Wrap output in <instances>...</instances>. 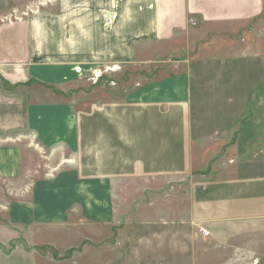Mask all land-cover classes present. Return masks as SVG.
Listing matches in <instances>:
<instances>
[{
  "label": "rangeland",
  "instance_id": "374dc122",
  "mask_svg": "<svg viewBox=\"0 0 264 264\" xmlns=\"http://www.w3.org/2000/svg\"><path fill=\"white\" fill-rule=\"evenodd\" d=\"M217 1L222 17L215 15L218 5L194 0L186 27L132 46V60L100 68L101 77L91 70L86 89L69 93L76 109L85 110L123 102L140 85L189 79L190 109L177 116L178 132L190 134L189 165L181 156L178 176L121 180L112 188L114 216H40L13 223L3 207L29 199L36 180L75 167L76 155L70 148L55 153L40 146L23 124L26 83L0 75V142L24 147L19 180L0 182V264H264V220H213L210 226L206 219L207 209L219 205L216 183L264 179V0ZM57 2L0 0V65L26 59L28 22ZM257 2L261 10L250 12ZM11 117L20 127L4 132L2 124ZM243 132L245 139L256 133L258 142L242 146Z\"/></svg>",
  "mask_w": 264,
  "mask_h": 264
},
{
  "label": "crops",
  "instance_id": "0c3cea01",
  "mask_svg": "<svg viewBox=\"0 0 264 264\" xmlns=\"http://www.w3.org/2000/svg\"><path fill=\"white\" fill-rule=\"evenodd\" d=\"M193 1L58 0L54 9L46 7L28 22L23 42L26 59H5L8 64L0 65V75L12 84L26 83L23 124L40 146L55 153L70 148L76 159L75 167L36 180L29 199L12 200L3 207L13 223L40 216L42 220L114 216L112 188L121 180L178 176L181 156L189 165L190 134L179 133L177 127L178 113L190 109L187 76L140 85L123 102L85 110L76 109L68 96L84 88L91 70L101 77L100 68L114 69L132 60V46L169 38L186 27L189 11L195 10ZM203 2L218 5L215 15L222 17L221 1ZM249 10L258 13L261 5L257 2ZM203 11L210 14L206 7ZM19 127L12 117L2 124L4 132ZM239 138L242 146L259 140L256 133L245 139L243 132ZM23 159L21 144L0 142V182L18 181ZM213 188L219 190L220 201L207 209L208 225L213 226V220H264L263 178L241 176ZM230 201L236 204L234 210Z\"/></svg>",
  "mask_w": 264,
  "mask_h": 264
},
{
  "label": "built area",
  "instance_id": "2783aa9c",
  "mask_svg": "<svg viewBox=\"0 0 264 264\" xmlns=\"http://www.w3.org/2000/svg\"><path fill=\"white\" fill-rule=\"evenodd\" d=\"M202 235H203L204 237H208V236L210 235V231L207 230V229H203V230H202Z\"/></svg>",
  "mask_w": 264,
  "mask_h": 264
}]
</instances>
